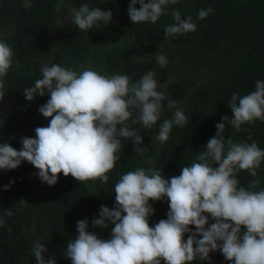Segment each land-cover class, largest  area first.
Returning <instances> with one entry per match:
<instances>
[{
	"label": "clouds",
	"instance_id": "obj_1",
	"mask_svg": "<svg viewBox=\"0 0 264 264\" xmlns=\"http://www.w3.org/2000/svg\"><path fill=\"white\" fill-rule=\"evenodd\" d=\"M180 2L131 0L128 14L133 24H155L161 16L168 15L169 6ZM63 3L58 0L56 7L59 9ZM31 6L32 0L21 4L25 9ZM213 11L211 7L200 9L197 20H205ZM69 13L72 22L84 32L108 25L113 19L112 11H102L88 3L79 8L69 5ZM171 14L175 22L164 26L166 39L197 31L191 15L184 18L179 9ZM155 60L160 68L167 67V57L159 50ZM14 63L13 49L0 41V101ZM40 74L42 78L26 87L24 95L31 102L37 95L50 94L38 109L43 117L50 118L49 124L35 128L36 138L22 137L20 150L0 143V171L18 169L27 161L38 169L36 175L41 182L50 186L56 185L63 173L94 189L96 181L108 183V173L121 159L117 155L123 148L121 138L131 139L136 146L144 143L134 125L145 130L159 125L154 139L163 146L174 125L182 128L189 123L184 111L177 107L178 101L167 92L168 83L158 84L155 71L149 70L134 81L125 73L103 75L91 67L77 72L45 63ZM165 100L169 111L175 109L169 119H162ZM228 104L232 118L222 117L205 150L183 167L180 175L165 178L155 167V157L145 161L148 167L121 175L114 186L115 207L101 205L98 217L92 220L93 227L114 225L110 239L89 232L87 219L77 221L78 235L66 248V257L72 264H192L196 260L210 261L214 251H220L232 264H264V189L255 190L260 186L259 179H253L245 188L239 186L237 178L242 170L257 177L264 150L256 141L239 142L224 136L225 122L237 132L242 125L264 122V80H257L255 90L243 97L233 92ZM146 150L135 148L141 155ZM9 187L6 185L5 190ZM165 198L169 203L167 219L150 226V217L156 211L150 201ZM5 215H13L12 209ZM209 217L215 221L211 225ZM5 225L0 218V228ZM191 225H195V231ZM242 227L246 231L242 232ZM30 232L35 234L34 226ZM185 233H190L187 240ZM41 239L36 238L32 244L36 264H56L55 258L45 259L47 248Z\"/></svg>",
	"mask_w": 264,
	"mask_h": 264
},
{
	"label": "trees",
	"instance_id": "obj_2",
	"mask_svg": "<svg viewBox=\"0 0 264 264\" xmlns=\"http://www.w3.org/2000/svg\"><path fill=\"white\" fill-rule=\"evenodd\" d=\"M94 1L64 0L58 9V0H32L31 8L25 9L21 7L23 0H0V41L11 46L15 61L6 77L4 99L0 101V143H9L20 150L22 137L36 138L35 128L48 126L50 118L43 117L38 109L50 99V94L37 95L30 102L24 89L42 78L40 68L45 63L74 70L78 62L91 54L93 42L100 43L99 50L104 49L107 41L115 43L109 50L115 64L106 61L111 74L125 73L135 81L143 73L155 71L159 82L168 83L167 92L178 101L177 107L184 111L189 123L182 128L174 125L169 141L163 146L154 139L159 125L151 130L134 125L144 143L136 146L131 139L121 138L123 148L117 153L121 159L108 173V183L96 181L94 189L63 173L58 183L50 186L41 182L36 175L38 169L27 161L18 169L0 171V218L6 221L0 228V264H36L31 249L34 240L40 237L47 248L46 260L55 258L56 264H72L66 257V248L78 235L79 220L87 219L89 232L110 239L114 225L93 227L92 220L98 217L101 205L115 207L114 186L121 175L137 167H148L145 161L153 157L155 167L165 178L180 175L182 168L205 150L222 117L232 118L228 104L232 93L243 97L255 90L257 80H264V0H181L169 6L168 15L161 16L155 24H133L128 14L131 0H97V7L112 11L113 19L111 24L90 30L91 40L72 22L69 5L79 8L88 3L96 8ZM209 7L214 11L205 20H197L199 10ZM174 9H179L184 18L191 15L197 31L166 39L164 26L175 22L171 14ZM59 13L66 18L61 19ZM119 34L120 39H116ZM131 43H141L143 55L131 58L127 49ZM158 50L167 57L165 69L156 63ZM163 103L162 119H169L175 109L169 111L167 100ZM224 136L239 142L256 141L264 150V122L259 120L242 125L239 132L225 122ZM136 147L147 150L141 155L135 151ZM237 178L239 186L245 188L253 179H259L260 186L255 190L264 189V162L257 169V177L242 170ZM12 181L15 183L10 184ZM6 185H10L8 190ZM150 203L156 210L150 217V226L154 227L161 219H167L169 203L167 198ZM9 209L13 212L11 216L5 215ZM214 222L209 217V225ZM33 226L35 234L30 232ZM190 227L195 231V225ZM243 231L246 228L242 227ZM189 235L185 233L184 239ZM210 257V261L196 260L192 264H232L220 251L211 252Z\"/></svg>",
	"mask_w": 264,
	"mask_h": 264
},
{
	"label": "rangeland",
	"instance_id": "obj_3",
	"mask_svg": "<svg viewBox=\"0 0 264 264\" xmlns=\"http://www.w3.org/2000/svg\"><path fill=\"white\" fill-rule=\"evenodd\" d=\"M97 7V0L94 1ZM68 13V11H67ZM59 17L61 19H65L66 16L63 13H59ZM111 24V23H110ZM86 36L89 37L91 40L93 38L92 32H85ZM121 34H119V36H116V39H120ZM106 44L103 45L104 49H98V45L100 43L93 42L92 48L93 51L91 52V54L84 60L81 62H78L75 65V69L77 72L82 71L85 68H89L91 67L92 69L98 71L99 73L103 74V75H111V73H113V71H111L110 69L106 68V61H108V63H110L111 65L115 64L114 58L111 56V53L109 50H112L115 46V43L113 41H107L105 42ZM132 44V43H131ZM101 46V45H100ZM134 46V50H132V47ZM143 46L140 44H132V45H128L127 49L130 51L129 55L131 58L135 59L137 57H140L141 55H143L142 49ZM102 50V51H101ZM138 50V51H137ZM123 51V50H122ZM108 53H110V55H108ZM123 53V52H122ZM130 66V63L128 64V67ZM129 68L127 69V73H128ZM162 81H158V84L163 85L161 83Z\"/></svg>",
	"mask_w": 264,
	"mask_h": 264
}]
</instances>
